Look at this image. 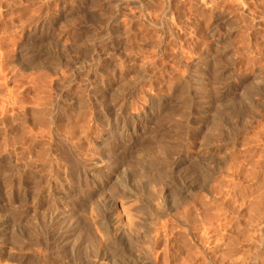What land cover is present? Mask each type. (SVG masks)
Returning <instances> with one entry per match:
<instances>
[{"label": "rangeland", "instance_id": "obj_1", "mask_svg": "<svg viewBox=\"0 0 264 264\" xmlns=\"http://www.w3.org/2000/svg\"><path fill=\"white\" fill-rule=\"evenodd\" d=\"M36 31L43 42L31 37ZM31 41L50 55L32 67L21 56L24 48L32 47ZM215 55L224 61L226 81L234 87L226 104L233 109L250 104L231 117L214 109L204 112L205 104L198 98L202 91L190 86L202 85L198 76L207 78L208 63L218 59ZM208 83L206 89L215 84ZM183 87L188 106L177 115L174 105L183 101ZM112 98L122 100L118 103L123 102L128 115L145 112L152 102L162 100L167 111L148 117L146 128L162 119L171 130L161 137L132 133L133 149L120 157L125 164L121 162L124 166L120 165L115 184L127 185L139 200L118 212L135 227L136 236L132 241L123 238V247L105 264H264V0H0L2 191L10 194L19 188L44 194L71 182L73 196L92 195L87 206L72 210L71 222L79 223L73 231L67 221L50 220L51 224L45 209L14 222L13 239L3 240L8 247L13 244L11 253L0 246V264H86L103 255L101 238H114V228L110 222L91 225L86 218L96 206L102 213L103 196L116 186L110 183L98 189V180L83 183L74 172L83 163L100 165L101 171L106 167L99 155L103 148L95 143L109 125L97 111ZM167 101L170 104H164ZM156 138L166 144L163 151L154 150ZM198 146L212 150L216 161L204 167L208 179L182 193L184 174L196 173L202 163ZM177 156H184L187 163L176 168L153 164L169 163ZM161 172L162 182L157 180ZM13 204L10 210L18 211V203ZM54 227L59 234L73 232L64 246L52 238ZM19 240H24L21 245Z\"/></svg>", "mask_w": 264, "mask_h": 264}, {"label": "bare ground", "instance_id": "obj_2", "mask_svg": "<svg viewBox=\"0 0 264 264\" xmlns=\"http://www.w3.org/2000/svg\"><path fill=\"white\" fill-rule=\"evenodd\" d=\"M111 23V22H110ZM112 26V25H111ZM42 25H40L38 28L39 32L40 30H42ZM45 28V27H44ZM49 28V27H47ZM48 30V29H47ZM43 31V30H42ZM111 34V33H110ZM50 35V34H49ZM109 35V34H108ZM116 35V34H115ZM31 37L34 39V41H37L38 43L43 39V36L41 34H37V31L36 32H32L31 33ZM110 39V38H109ZM112 40V39H111ZM111 40H109L111 42ZM33 41H31L32 43ZM37 42H33L32 43V47H27V48H24V51H21L23 52V55H21L23 57V59L26 61V63L28 64H32V66H35V62H37L38 60H42L44 58H46L48 56V54L46 52H44V50H42L40 47H37ZM43 42V41H41ZM113 44V43H111ZM115 44V43H114ZM102 45V44H101ZM107 45V44H106ZM21 46V45H20ZM44 46V45H43ZM42 47V46H41ZM23 49V48H22ZM214 56V55H213ZM222 56V55H221ZM50 57V55L48 56V58ZM53 56H51L52 58ZM64 57V56H63ZM215 57L217 58L218 55ZM225 57V56H224ZM214 58V59H216ZM223 58V57H222ZM221 58L218 57V59L216 60H220ZM54 60V59H53ZM216 60H211V62L213 61V63L211 65H209L208 63V67L210 69V76H208V72L206 73V76L207 78H203L205 76H203L202 78L200 76H198V80H202V85H197V84H193V85H190V86H194L195 89L199 88L201 91H202V95L201 97H198L199 99L202 98L203 102L205 104V107H204V112L205 111H208V110H211V109H214V110H219L220 112L224 113L225 115H228L227 117H231L229 116L232 112H235V113H240L242 112L244 109V107H247L249 108L250 107V104L249 106H244L243 108H236V109H233L232 107H229L227 104H226V100H229L228 98H230L231 94L233 93L234 91V87L232 84H230V82H228V80L226 81V77H227V73H226V69H225V63L223 64L222 62H224L222 60V62H218L217 63L214 61ZM210 62V61H209ZM210 62V63H211ZM34 63V65H33ZM71 63V62H70ZM46 64V63H45ZM72 64V63H71ZM207 64V63H206ZM205 64V65H206ZM49 65V64H48ZM107 65V64H106ZM22 66V65H21ZM25 66V65H24ZM27 66V65H26ZM72 66V65H71ZM207 66V65H206ZM23 67V66H22ZM228 71V70H227ZM206 72V71H205ZM138 74V73H137ZM208 74V75H207ZM202 75V74H201ZM196 78V77H195ZM210 79V80H209ZM196 80V81H198ZM213 80L214 83V86L213 87H210V89H206L207 85L210 84L208 83L209 81ZM230 81V80H229ZM191 82V81H190ZM197 83V82H196ZM189 86V87H190ZM181 89V88H180ZM187 88H182L181 89V93L182 95L184 93H186V90ZM194 89V88H193ZM198 89V90H199ZM4 90V89H3ZM257 90V89H256ZM260 90V89H258ZM256 92V94H255ZM261 92V91H260ZM123 93V92H122ZM188 93V92H187ZM251 93H254L255 95H257V91H251ZM259 93V92H258ZM10 94V93H9ZM189 94V93H188ZM194 94V93H192ZM200 94V92H199ZM40 95V93H39ZM176 95V98H177V94ZM180 95V94H178ZM180 95V96H182ZM191 95V94H190ZM246 95V94H245ZM249 95V94H248ZM4 96V95H3ZM113 96V95H112ZM120 98L122 97L121 95H119ZM251 96V95H250ZM260 96V95H259ZM6 97V96H5ZM34 97V96H33ZM99 97H102V96H99ZM261 97V96H260ZM259 97V98H260ZM97 98V97H96ZM6 99V98H5ZM103 99V98H102ZM116 99V98H115ZM122 99V98H121ZM121 99H119L120 101H122ZM170 99V98H169ZM245 99V98H244ZM247 99V98H246ZM245 99V100H246ZM250 99V98H249ZM26 100V99H25ZM111 100V99H110ZM113 101H109L107 103V101H105L106 103H104L103 105H101V107L99 108V111L97 112H100V116L102 119L105 120V122L109 125L108 126V131L106 133H104V135L102 136L101 135V138L99 137V140L96 141V147H102L103 149H101V151H99V155L101 156V158H103L105 160V163L106 164V167L103 168L104 170L101 171V167L100 165H95L94 166H90L89 164H86V163H83L82 162L80 164L81 165V170H77L78 172H74L72 169L75 170V167L72 168L70 167L69 169L72 170V172L74 173H77V175L75 176L77 180L79 181H83L84 182H87V181H96L98 180V189H104L108 184H115L117 182V180L119 179L116 174H118V171L120 169V165L122 164H125L123 163L122 161V158H120L122 155H124L125 157V153H127L129 151V149H131L132 147L129 148L130 146V143H132L133 140H131V136H133L134 133H143L141 134V137L143 136L146 137L145 135H148V136H158V134L160 135L159 137H161V135H163V133H165L166 131L168 132V130H171L170 125L167 124V123H162V119H161V123L159 124V122L155 125L153 124L154 126L150 125L149 124V127L146 128L147 124V121H148V117H151V115H155L157 112H160L162 113V111H167V108H165L163 106V102H160V101H157L159 99H157L155 102H152L151 105L148 106L147 110L145 112H142V113H138V114H132V115H128L127 113L124 112V107L122 105V103H118V101H114V98H112ZM171 100V99H170ZM169 100V101H170ZM254 100V99H253ZM100 101V100H99ZM119 101V102H120ZM167 101V102H164V104H170V102ZM201 101V100H200ZM231 101V100H230ZM263 101V100H262ZM102 102V101H101ZM172 102V101H171ZM178 102V101H177ZM181 103L180 104H172L174 105L176 108H175V112L177 113V115H179L180 113L183 115V113L186 112V108L188 106V98L184 95H183V101H180ZM245 103V101H243ZM8 103V102H7ZM176 103V102H175ZM243 103V104H244ZM249 103V101L247 102ZM3 104V103H2ZM26 104V103H25ZM34 104V103H33ZM253 104V103H252ZM255 105V103L253 104ZM170 106V105H169ZM173 106V107H174ZM258 106V105H257ZM36 107V106H35ZM172 107V106H171ZM169 110H171V112L173 111L174 108H171ZM253 107V106H252ZM59 108V107H58ZM128 108V107H127ZM35 109V108H34ZM50 110V109H49ZM202 110V111H203ZM246 110V109H244ZM7 111V110H6ZM13 111V110H12ZM20 111V110H19ZM68 111V110H67ZM194 111V109H193ZM14 112V111H13ZM16 112V110H15ZM174 112V113H175ZM215 112V111H214ZM247 112V111H246ZM10 113V112H9ZM12 113V112H11ZM80 113V112H79ZM175 113V115H176ZM179 113V114H178ZM195 113V112H194ZM221 113V114H222ZM32 114V113H31ZM45 114V113H44ZM180 114V115H181ZM244 114V112H243ZM246 114V113H245ZM56 115V114H55ZM58 115V114H57ZM168 117L170 114H167ZM166 115V116H167ZM174 115V116H175ZM192 115V114H191ZM210 115V114H209ZM219 115V113L217 114ZM232 115V114H231ZM241 115V114H240ZM47 116V115H46ZM157 116V115H156ZM220 116V115H219ZM31 117V116H30ZM52 117V116H51ZM58 117V116H57ZM55 117V119L57 118ZM64 117V116H63ZM172 117V116H171ZM223 117V115L221 116ZM37 117H35L36 119ZM45 118V117H43ZM53 118V117H52ZM61 118V117H60ZM152 118V117H151ZM157 118V117H156ZM161 118V117H159ZM176 118V117H175ZM46 119V118H45ZM59 119V118H58ZM202 119V118H201ZM151 120V119H150ZM208 120V119H207ZM25 121V120H24ZM54 121V120H53ZM52 121V122H53ZM57 121H60L57 120ZM67 121V119H66ZM65 121V122H66ZM69 121V120H68ZM160 121V119H159ZM203 121V120H202ZM209 121V120H208ZM156 122V121H155ZM180 122V121H179ZM212 122V121H210ZM63 123V122H62ZM61 123V124H62ZM69 125H68V128L69 126H71L72 128V124L70 125L69 122H67ZM105 123V124H106ZM60 124V125H61ZM15 125V124H14ZM26 125V124H25ZM53 125V123H52ZM173 125H176L173 124ZM212 126V124H210ZM208 125V126H210ZM214 125V124H213ZM59 126V124H58ZM65 126V125H64ZM87 126V125H86ZM118 126H122L123 128V131L121 130V133L118 134V132L116 131L117 127ZM152 126V127H150ZM181 126V125H180ZM208 126L206 125L205 127L208 128ZM210 126V127H211ZM215 126V125H214ZM61 127V126H60ZM178 127V126H177ZM210 127L208 129H210ZM47 128V127H46ZM66 129H68L67 127H65ZM174 127H172L173 129ZM179 128V127H178ZM213 128V127H212ZM215 128V127H214ZM213 128V129H214ZM217 128V127H216ZM145 129V130H144ZM44 130V129H43ZM65 131V129H63ZM70 130H73L74 132L75 129L74 127ZM129 130V132H128ZM34 131V130H33ZM68 131V130H66ZM65 131V132H66ZM224 131V130H223ZM72 132V131H71ZM69 132V133H71ZM41 133V132H40ZM39 133V134H40ZM69 133H66V134H69ZM77 133V132H76ZM133 133V134H132ZM217 133V132H216ZM18 134V133H17ZM46 134V133H45ZM219 134V133H218ZM72 135V134H70ZM69 135V136H70ZM215 135V134H214ZM147 136V137H148ZM156 136V137H157ZM42 137V136H41ZM71 137H75V134L74 136H71ZM140 137V136H139ZM138 137V138H139ZM146 137V138H147ZM178 137V136H177ZM176 137V138H177ZM142 138V139H143ZM145 138V139H146ZM150 138V137H149ZM16 139V138H15ZM41 139V138H40ZM141 139V140H142ZM143 139V140H145ZM155 139V138H154ZM157 140L153 141L155 142V148L154 149L156 152H160V151H163V149L165 148L164 146L166 144H163V141L162 140H159L161 138H156ZM18 140V139H17ZM33 140V139H32ZM49 140V139H48ZM218 140V139H217ZM67 141V140H66ZM137 139H135V143H136ZM139 141V140H138ZM162 141V142H161ZM72 142V141H71ZM140 142V141H139ZM138 142V143H139ZM35 143V142H34ZM129 143V144H127ZM137 143V144H138ZM144 143V142H143ZM142 143V144H143ZM147 143V142H146ZM16 144V143H15ZM30 144V143H29ZM33 144V143H32ZM31 144V145H32ZM50 144V143H49ZM134 144V142L132 143ZM131 144V145H132ZM216 144V143H215ZM34 145V144H33ZM46 145V144H45ZM136 145V144H135ZM134 145V146H135ZM150 145V144H149ZM1 146V145H0ZM137 146V145H136ZM141 146V145H140ZM139 146V147H140ZM145 147H147V144L145 145ZM143 146V148H144ZM46 147V146H45ZM199 147L201 148V146H198L196 148L197 150V153L198 155L200 156V158H202V163H200L201 165H198V171L196 173H193V172H189L187 174H184L183 178H182V187L180 185V187L183 189L181 192L184 193L185 191H187V193H190L194 187L199 183V182H202V180L200 181V179H208V177L210 176V174H208V172L204 169L205 166H211L213 163H215L216 159L213 157V151L212 150H209V149H206L204 147V149H199ZM4 148V147H3ZM48 148V147H47ZM65 148V147H64ZM138 148V147H137ZM60 149L59 147L57 148V150ZM62 149V148H61ZM91 149V148H90ZM133 149V148H132ZM145 149V148H144ZM169 149V148H168ZM56 150V149H55ZM64 150V149H63ZM62 150V151H63ZM66 150V149H65ZM64 150V151H65ZM140 152L139 154L141 155V150L142 149H139ZM154 150H150L149 153H152V151ZM170 150V149H169ZM12 151V150H11ZM40 151V150H39ZM48 151V150H46ZM146 151V150H145ZM171 151V150H170ZM18 152V151H17ZM37 152V151H36ZM76 152V151H75ZM144 151H142L143 153ZM42 153V151H41ZM134 153V152H133ZM148 153V152H147ZM149 153H148V156H146L147 158L150 157L149 156ZM239 153V152H238ZM20 154V153H19ZM39 154V153H38ZM72 154V153H71ZM128 154V153H127ZM155 154V153H154ZM172 154V153H171ZM40 155V154H39ZM48 155V153L46 154ZM60 155V154H59ZM143 155V154H142ZM141 155V156H142ZM147 155V154H146ZM151 155V154H150ZM156 155V154H155ZM166 155V154H165ZM164 155V157H165ZM168 155V154H167ZM166 155V157H167ZM197 155V157H198ZM44 156V155H43ZM62 156V155H60ZM64 156V154H63ZM130 156V155H129ZM162 156V155H161ZM27 157V156H25ZM39 157V156H38ZM47 157V156H46ZM73 157V156H72ZM71 157V158H72ZM144 157V156H143ZM144 158L146 160H148L147 158ZM151 157L153 158V155H151ZM33 158V157H32ZM43 158V157H42ZM63 158V157H62ZM70 158V159H71ZM31 159V158H30ZM49 159V158H48ZM64 159V158H63ZM74 157L71 159L73 161ZM163 159V158H162ZM165 159V158H164ZM163 159V160H164ZM43 160V159H42ZM71 160H69V162H71ZM76 159H74L75 161ZM130 160V159H129ZM142 160V159H141ZM145 160V161H146ZM32 161V160H31ZM49 161V160H48ZM73 161V162H74ZM77 161V160H76ZM205 163H204V162ZM36 162V160H35ZM47 161H45L44 163H46ZM122 162V164H121ZM184 162L187 163V160L184 159V156L183 158L181 156H177L175 158H173L169 163L167 162H155L153 164L155 165H158L161 167V165H171L172 168L173 167H179L180 165H182ZM190 162V161H189ZM238 162V161H237ZM9 163V162H8ZM16 163V162H15ZM76 163V162H75ZM79 163V162H77ZM97 163V162H95ZM127 163V162H126ZM243 163V162H242ZM72 164V162H71ZM70 164V165H71ZM92 164V163H91ZM104 164V163H103ZM152 164V163H151ZM196 164V163H195ZM204 164V165H203ZM238 164V163H237ZM26 165V164H25ZM59 165V164H58ZM79 165V164H78ZM77 165V166H78ZM35 166V165H34ZM73 166V165H72ZM105 166V165H104ZM124 166V165H122ZM156 166V167H158ZM45 167V166H44ZM65 167V166H64ZM63 167V168H64ZM159 167V169H160ZM241 167V166H240ZM249 167V166H248ZM68 168V167H67ZM137 168V167H136ZM162 168V167H161ZM166 168V167H165ZM164 168V169H165ZM66 169V167H65ZM78 169V168H77ZM80 169V168H79ZM135 169V168H134ZM155 169H158V168H155ZM24 170V169H23ZM30 170V169H29ZM67 170V169H66ZM153 170V169H152ZM162 170V169H161ZM170 170V169H169ZM229 170V169H228ZM26 171V170H24ZM76 171V170H75ZM148 171V170H147ZM155 171V170H154ZM153 171V172H154ZM160 171V170H159ZM14 172V171H13ZM67 172V171H66ZM69 172V171H68ZM67 172V174H68ZM152 172V173H153ZM157 172V171H156ZM22 173V172H21ZM151 173V174H152ZM210 173V172H209ZM12 174V173H11ZM66 174V175H67ZM154 174V173H153ZM69 175V174H68ZM74 175V174H73ZM119 175V174H118ZM18 176V175H16ZM10 177V176H9ZM23 177V176H22ZM21 177V178H22ZM27 177V176H26ZM60 177V176H59ZM67 177V176H66ZM154 177V176H153ZM163 177H164V172H161L158 176V181H161L163 180ZM182 177V176H181ZM28 178V177H27ZM73 178V177H72ZM118 178V179H117ZM3 179V178H2ZM32 179V178H31ZM149 179V178H148ZM151 179V178H150ZM184 179V181H183ZM20 180V179H19ZM23 179H21L22 181ZM30 180V179H29ZM28 180V181H29ZM59 180V179H58ZM63 180V179H62ZM73 180V179H72ZM211 180V179H210ZM70 181V180H69ZM75 181V180H73ZM157 181V182H158ZM14 182V181H13ZM76 182V181H75ZM151 182V181H150ZM264 182V181H263ZM17 183V182H15ZM19 183V182H18ZM53 183V182H52ZM71 183V182H69ZM65 184V183H60V185L57 184L58 187H55L53 190H45L44 194H41L40 192L34 194V193H31V192H28L27 190H24V191H19V188L16 189L15 192H9L10 194H8L5 190L4 192L2 191V186H0V246L1 248L5 249L4 251H6V253L9 255L11 253V248H12V243L9 245V247L7 246V244H5V242L3 241L4 239H7L10 238V240L13 239L14 237V234H13V227L15 225L14 222H17L19 223L20 221H22L24 218H26L28 215H31L30 213H36L37 211H39L40 209H45L46 212L48 213V219L49 221H53L55 223H60L63 221L64 222H68V225L70 227V229H72L71 231H73V229H75V225H79L78 224H74L73 222H71L73 220V218L71 217V214H72V210H74V208H76L77 206L79 205H86L89 204L88 203V200H90L92 198V195H90L89 193L87 194H84L82 195L80 198L79 197H76L75 195L73 196L74 192H73V189H71V184ZM74 183V182H72ZM93 183V182H92ZM215 183V182H214ZM12 184V183H11ZM86 184V183H85ZM176 184V183H174ZM55 186V184H53ZM122 185V184H121ZM154 185V184H153ZM178 185V184H177ZM221 185V184H220ZM226 185V184H225ZM15 186V185H14ZM116 190L112 191L111 193L109 192L108 195L106 196H103L102 198V204L104 205V209L102 211V213H100V210H98V207L96 206L94 209L95 210H92L94 211V214L93 213H89V215L87 216L86 219L89 220V223H97V222H100L101 224L99 225H102V223H106V225L109 224L110 222V225L113 226L114 228V238H109V237H102L101 239V242L102 243H99L100 244V247L104 248L103 251V255L99 258H94V259H89L87 261L86 264H105V262L108 261V258L111 254H115V252L119 249V248H122V241L124 240L123 238H127L128 241L131 240L132 241V238H134L136 236V234H134V231L132 228H135V227H132V226H129L128 223H125L123 221V217L119 214V210H122L125 206V204H127L128 202H131V201H138L139 200V197L136 196L132 191H130L129 189H126L125 187L127 185H125V187H118L116 184ZM124 186V185H123ZM156 186V185H155ZM201 186V185H200ZM222 186V185H221ZM4 187V186H3ZM12 187V186H11ZM95 187V186H94ZM178 187V186H176ZM220 187V186H218ZM9 188V186H8ZM78 188V187H77ZM111 188V187H110ZM128 188V187H127ZM96 189V188H94ZM93 189V190H94ZM114 189V188H113ZM11 190V189H10ZM176 190V189H174ZM255 190V189H254ZM13 191V190H12ZM82 191V190H81ZM97 191V190H96ZM95 191V192H96ZM80 192V191H79ZM180 192V193H181ZM76 193V192H75ZM91 193H94V192H91ZM178 193V191H177ZM208 193V192H207ZM83 194V193H81ZM138 195V194H137ZM256 195V194H255ZM73 196L74 199H72L71 197ZM78 196V195H77ZM161 196V195H159ZM259 196V195H258ZM183 197V196H182ZM185 198V197H184ZM183 198V199H184ZM66 200V201H65ZM190 200V199H189ZM252 200V199H251ZM91 201V200H90ZM100 201V203H101ZM16 202L18 203V211H11L10 208L12 209L11 206H13L15 203V206H16ZM187 202V201H186ZM91 203V202H90ZM93 203V202H92ZM136 203V202H135ZM257 203V202H256ZM138 204V203H137ZM97 205V204H96ZM244 205V204H243ZM256 205V204H254ZM257 206V205H256ZM263 206V205H262ZM102 207V205H101ZM196 207V206H195ZM15 208V207H14ZM78 208V207H77ZM92 208V207H91ZM81 209V208H78V210ZM93 209V208H92ZM128 209V208H127ZM135 209V208H134ZM256 209V208H255ZM259 209H260V206H259ZM264 209V208H263ZM74 211L77 213V211ZM70 211V212H69ZM81 211V210H80ZM78 211V213L80 212ZM131 211V210H130ZM257 211V210H256ZM260 211V210H259ZM262 211V210H261ZM220 212V211H219ZM114 213H117L119 214L120 216H117L115 215L114 216ZM132 213V212H131ZM82 214V213H81ZM245 214V213H244ZM263 214V213H262ZM86 215V214H85ZM81 216V215H80ZM129 216V215H128ZM234 216V215H233ZM264 216V215H263ZM144 217V216H143ZM152 217V216H151ZM77 218V217H76ZM108 218V219H107ZM205 218V217H204ZM263 218V217H261ZM85 219V220H86ZM107 220H110L108 221L107 223ZM150 219V218H149ZM25 220V219H24ZM75 220V219H74ZM83 220V221H85ZM101 220V221H100ZM138 220V219H137ZM151 220V219H150ZM48 221V222H49ZM50 221V223H51ZM155 221V220H154ZM245 221V220H244ZM66 222V224H67ZM78 222V221H76ZM75 222V223H76ZM87 223V225L89 224ZM152 223V222H151ZM52 224V223H51ZM54 224V223H53ZM61 224V223H60ZM91 224V225H93ZM262 224V223H261ZM96 225V224H95ZM138 225V224H137ZM203 225V224H202ZM51 226V225H50ZM54 226V225H53ZM206 226V225H205ZM61 227V226H60ZM55 228V227H54ZM64 228V227H62ZM65 228H68V227H65ZM56 229V228H55ZM61 229V228H60ZM224 229V228H223ZM31 230V229H30ZM68 230V229H67ZM78 231V229H76ZM92 230V229H90ZM138 230V228H137ZM205 230V229H204ZM264 230V229H263ZM53 233L51 232V234L53 235L52 238L54 240H56V243H58L60 246H64L65 243L68 241L69 237L73 234V232L70 231V233L68 234H59L57 233L58 232V229L56 230H52ZM65 232V231H64ZM68 232V231H66ZM137 232V231H136ZM78 233V232H77ZM233 233V232H232ZM77 235V234H76ZM103 235V234H102ZM101 235V236H102ZM18 236V235H17ZM16 237V236H15ZM30 237V236H29ZM50 237V236H49ZM58 237V238H57ZM79 237V236H78ZM210 237V236H209ZM51 238V237H50ZM51 238V239H52ZM56 238V239H55ZM68 238V239H67ZM74 238V237H73ZM15 239H18V238H14ZM66 239V240H65ZM135 239V238H134ZM85 240V239H84ZM90 240V239H89ZM120 240V241H118ZM24 240H22L21 242H23ZM52 241V240H51ZM126 241V239H125ZM12 242V241H11ZM16 242V240H15ZM21 242L19 240L18 243H20L21 245ZM95 242V241H94ZM120 242V243H119ZM142 242V241H141ZM3 243V244H2ZM92 243H93V240H92ZM55 244V243H54ZM95 244V243H94ZM93 244V245H94ZM262 244V243H261ZM19 245V246H20ZM57 245V244H56ZM233 245V244H232ZM8 247L7 249L4 247ZM18 246V245H17ZM18 246V247H19ZM58 246V245H57ZM59 246V247H60ZM147 246V245H146ZM262 246V245H261ZM58 247V248H59ZM61 248V247H60ZM100 251V250H99ZM101 251V252H102ZM105 251V252H104ZM145 254V253H144ZM242 255V254H241ZM258 255V254H257ZM86 257V256H85ZM258 257V256H257ZM259 258V257H258ZM14 264V263H13ZM83 264V263H81Z\"/></svg>", "mask_w": 264, "mask_h": 264}]
</instances>
